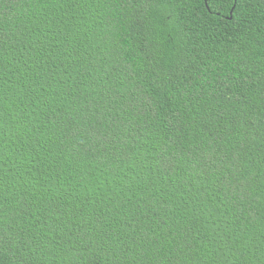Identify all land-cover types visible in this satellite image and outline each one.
Returning a JSON list of instances; mask_svg holds the SVG:
<instances>
[{
  "label": "trees",
  "instance_id": "obj_1",
  "mask_svg": "<svg viewBox=\"0 0 264 264\" xmlns=\"http://www.w3.org/2000/svg\"><path fill=\"white\" fill-rule=\"evenodd\" d=\"M0 264H264V0H0Z\"/></svg>",
  "mask_w": 264,
  "mask_h": 264
}]
</instances>
